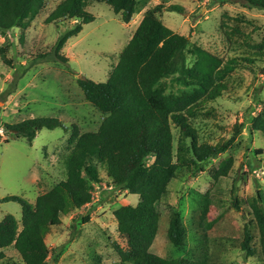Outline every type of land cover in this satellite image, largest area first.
<instances>
[{
    "label": "trees",
    "instance_id": "obj_1",
    "mask_svg": "<svg viewBox=\"0 0 264 264\" xmlns=\"http://www.w3.org/2000/svg\"><path fill=\"white\" fill-rule=\"evenodd\" d=\"M145 1H61L47 16L45 24L74 22V26L60 36L50 53L38 55L30 62V67L46 59L67 61L62 51L70 39L83 31L84 25L95 21L94 15L88 12L94 3L108 5L124 24H130ZM218 1L264 11V0ZM46 6L47 0H0V32L20 30L24 34ZM166 11L185 12L178 5L159 4L149 8L120 53L108 80L104 83L79 80L85 100L104 119L96 132L82 133L78 126L71 127L63 163L66 177L40 194L34 204L16 196L0 201V204L18 203L22 208L20 222L13 215H6L0 221V264H17L6 260L4 250L8 248L16 250L23 264H50V260L57 263L64 247L52 253L46 239L52 228L62 225L63 216L92 203L95 187L103 184L101 169L112 190L139 197L136 206L125 205L114 212L118 232L127 242L124 249L114 245L120 258L114 264H208L206 258L166 259L151 251L159 231L160 203L174 180L205 172L208 163L231 149L242 134L244 123L234 126L229 139L217 143L204 141L197 121L200 117L214 116L208 105L229 91V80L237 69L257 62L264 64V42L255 43L252 36L240 29L244 22L225 16L219 31L232 53L239 55L224 59L192 45L189 37L166 27L162 21ZM231 20L235 25L230 24ZM8 53L9 49L0 45V55L10 66L12 62L6 59ZM21 68L23 73L28 69ZM60 127L63 125L59 119L40 117L6 125L5 129L32 144L43 129L52 131ZM249 131L264 134V118L253 117ZM233 167V159L213 167L209 172L213 183L228 178ZM237 194L235 181L231 188L232 205L238 211L245 206L248 210L243 211L253 217L264 261L263 194L258 191L256 199L244 202ZM209 195L207 192L202 196L197 208L196 227L202 231L209 214ZM167 238L179 250L187 244L188 229L176 211L171 213ZM254 239L250 224H246L241 248L250 257L257 253ZM93 260V264H104L97 254Z\"/></svg>",
    "mask_w": 264,
    "mask_h": 264
},
{
    "label": "rangeland",
    "instance_id": "obj_2",
    "mask_svg": "<svg viewBox=\"0 0 264 264\" xmlns=\"http://www.w3.org/2000/svg\"><path fill=\"white\" fill-rule=\"evenodd\" d=\"M63 0H47L46 9L23 34L20 30L0 32V45L7 47L8 66L0 55V201L20 197L34 204L37 197L50 190L66 177L64 157L68 153V139L73 125L82 133L98 131L104 115L85 100L79 80L89 79L104 83L117 64L149 8L164 4L178 5L185 12L162 14L166 27L176 34L189 37L192 45L228 59L232 53L219 28L225 16L237 19L240 29L252 36L255 43L264 42V11L249 10L239 4L221 3L216 0H146L139 14L130 24L104 3H94L88 12L95 21L84 25L83 31L69 40L62 51L67 61L46 59L30 67L38 55L52 51L62 34L74 22L46 25L45 19ZM236 22L230 21L231 25ZM28 67L23 73L22 68ZM264 64L237 69L230 78V89L223 97L208 105L214 116L200 117L197 126L204 141L217 143L233 135L236 124L245 129L235 144L217 159L211 160L205 172L188 178L174 180L168 194L160 203V224L151 251L166 259L185 258L208 264H264L259 250V238L253 217L242 206L232 205L231 188L238 183V198L248 201L264 197V134L249 131L253 117L264 118ZM40 117L57 118L63 127L43 129L30 144L26 138H16L6 132V125H14ZM67 129V130H66ZM175 137L178 136L174 130ZM257 151H261L260 154ZM233 159L234 167L228 178L213 183L210 170L225 160ZM103 184L95 187L91 204L68 216L62 225L51 229L46 242L52 253L64 247L59 261L50 264H93V255L101 257L104 264L119 261L114 245L126 248L125 237L119 234L114 212L125 205L136 206L139 197L128 192L112 190L106 173L101 169ZM209 192V214L203 231L197 229L198 204ZM245 210V211H243ZM180 214L188 229L186 246L179 250L167 238L170 216ZM13 215L19 222L22 208L18 203L0 204V221ZM250 224L254 233L257 253L248 256L241 248L245 225ZM205 234V238H203ZM6 260L23 264L14 248L4 250Z\"/></svg>",
    "mask_w": 264,
    "mask_h": 264
}]
</instances>
